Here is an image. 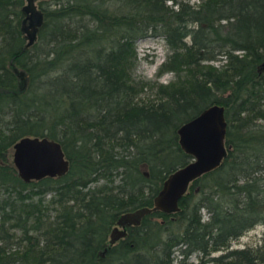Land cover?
Masks as SVG:
<instances>
[{
  "label": "trees",
  "instance_id": "obj_1",
  "mask_svg": "<svg viewBox=\"0 0 264 264\" xmlns=\"http://www.w3.org/2000/svg\"><path fill=\"white\" fill-rule=\"evenodd\" d=\"M25 2L0 0V264H264V0H37L28 45ZM146 35L164 39L168 82L133 76ZM212 103L227 122L219 165L110 242L191 160L178 128ZM27 136L57 142L67 169L22 177L12 148ZM257 224L259 245L230 247Z\"/></svg>",
  "mask_w": 264,
  "mask_h": 264
},
{
  "label": "water",
  "instance_id": "obj_2",
  "mask_svg": "<svg viewBox=\"0 0 264 264\" xmlns=\"http://www.w3.org/2000/svg\"><path fill=\"white\" fill-rule=\"evenodd\" d=\"M36 2L37 0H26L22 7L26 18L22 21L21 29L27 33V45L33 41L44 18L43 11ZM262 65L264 66V61ZM13 70L22 80V88L25 87L27 78L24 71L16 66ZM226 124L224 106L212 103L179 126L180 146L191 154V160L169 173L154 197L152 208L141 207L119 215L111 229L110 242L125 236L127 225L138 223L141 216L151 209L171 212L178 208V198L187 190L189 183L221 162L226 151ZM12 154L14 165L26 180L61 174L68 167L60 145L46 137H23L13 145Z\"/></svg>",
  "mask_w": 264,
  "mask_h": 264
},
{
  "label": "rangeland",
  "instance_id": "obj_3",
  "mask_svg": "<svg viewBox=\"0 0 264 264\" xmlns=\"http://www.w3.org/2000/svg\"><path fill=\"white\" fill-rule=\"evenodd\" d=\"M191 3H197L199 0H189ZM38 5V2H36ZM135 49L137 52V59L133 68V76L135 78L143 79H157L158 81L168 82L173 78V73L170 71L162 73L157 76L158 68L161 62L166 58L167 47L164 39L158 35H146L137 38L135 41ZM214 64H219V60L213 61ZM50 193L45 195V199L50 197ZM263 236V226L257 224L252 228L246 230L239 237L231 240L230 247H245L257 246L261 243ZM217 251L213 254H219ZM188 262L193 264L200 263V254L192 253L189 255Z\"/></svg>",
  "mask_w": 264,
  "mask_h": 264
},
{
  "label": "flooded vegetation",
  "instance_id": "obj_4",
  "mask_svg": "<svg viewBox=\"0 0 264 264\" xmlns=\"http://www.w3.org/2000/svg\"><path fill=\"white\" fill-rule=\"evenodd\" d=\"M114 225H115V224H114ZM114 225H113V226H114ZM113 226H112V228H113ZM112 228H111V229H112Z\"/></svg>",
  "mask_w": 264,
  "mask_h": 264
}]
</instances>
